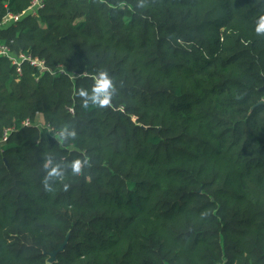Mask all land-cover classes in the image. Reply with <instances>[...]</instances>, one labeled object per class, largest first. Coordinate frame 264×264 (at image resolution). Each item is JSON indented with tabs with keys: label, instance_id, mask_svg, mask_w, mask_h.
Wrapping results in <instances>:
<instances>
[{
	"label": "trees",
	"instance_id": "1",
	"mask_svg": "<svg viewBox=\"0 0 264 264\" xmlns=\"http://www.w3.org/2000/svg\"><path fill=\"white\" fill-rule=\"evenodd\" d=\"M33 2L0 0L46 67L0 57V264H264V0Z\"/></svg>",
	"mask_w": 264,
	"mask_h": 264
},
{
	"label": "built area",
	"instance_id": "2",
	"mask_svg": "<svg viewBox=\"0 0 264 264\" xmlns=\"http://www.w3.org/2000/svg\"><path fill=\"white\" fill-rule=\"evenodd\" d=\"M42 1L43 0H34L33 6L31 7V12H35L38 8L42 7ZM11 20L17 21L18 17H10L5 22H9ZM0 57L9 58L12 60L13 64L17 66L18 72H21V66L24 62H29L33 67H36L39 71L44 72L46 71V67L44 63L38 59H32L30 57H26L24 55H21L17 58H14L12 56V53L10 52L8 47L0 46ZM30 123L26 122L24 123V126H29ZM8 140V135H6L3 139V142L5 143Z\"/></svg>",
	"mask_w": 264,
	"mask_h": 264
},
{
	"label": "clouds",
	"instance_id": "3",
	"mask_svg": "<svg viewBox=\"0 0 264 264\" xmlns=\"http://www.w3.org/2000/svg\"><path fill=\"white\" fill-rule=\"evenodd\" d=\"M256 33L258 35H264V17H262L256 26ZM110 87V82L107 80L105 74H101L100 82L97 84L96 88L93 90L91 95H88L87 98L93 103L103 104L107 102L108 88ZM82 95H87L86 93H82ZM70 135H74V133H69ZM61 135H65V133H61ZM73 171L78 173L80 171V163L76 162L73 165Z\"/></svg>",
	"mask_w": 264,
	"mask_h": 264
},
{
	"label": "water",
	"instance_id": "4",
	"mask_svg": "<svg viewBox=\"0 0 264 264\" xmlns=\"http://www.w3.org/2000/svg\"><path fill=\"white\" fill-rule=\"evenodd\" d=\"M262 90L264 91V87H263ZM263 104H264V101H261V102H260L256 107H254L253 109H255V108H257L258 106H261V105H263ZM69 239H70V236L67 237L66 241L63 243V245L60 247V249H59L56 253L52 254L51 259H50V261H49L50 264H53V263L56 261V257H57V255H58L59 253H63V252L65 251V249H66V247H67V245H68V243H69Z\"/></svg>",
	"mask_w": 264,
	"mask_h": 264
},
{
	"label": "rangeland",
	"instance_id": "5",
	"mask_svg": "<svg viewBox=\"0 0 264 264\" xmlns=\"http://www.w3.org/2000/svg\"><path fill=\"white\" fill-rule=\"evenodd\" d=\"M37 120H38V119H37ZM42 121H43V120H40V118H39L38 123L41 125V123H43Z\"/></svg>",
	"mask_w": 264,
	"mask_h": 264
},
{
	"label": "crops",
	"instance_id": "6",
	"mask_svg": "<svg viewBox=\"0 0 264 264\" xmlns=\"http://www.w3.org/2000/svg\"><path fill=\"white\" fill-rule=\"evenodd\" d=\"M39 118H40V120H42V118L41 117H38L37 119L39 120ZM38 120H37V123H38ZM43 122V121H42ZM39 124V123H38ZM43 123H41V125H42Z\"/></svg>",
	"mask_w": 264,
	"mask_h": 264
}]
</instances>
